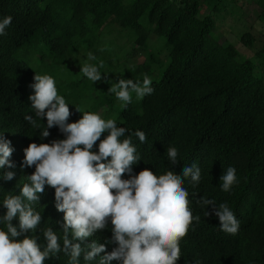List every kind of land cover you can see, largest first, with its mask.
<instances>
[{"label":"trees","instance_id":"16d2710c","mask_svg":"<svg viewBox=\"0 0 264 264\" xmlns=\"http://www.w3.org/2000/svg\"><path fill=\"white\" fill-rule=\"evenodd\" d=\"M213 0H0V20L11 16L12 23L0 35V134L11 141L10 161L15 167L0 168V216L6 213L2 200L8 195H19L34 167H22L24 149L29 144L50 143L64 139L58 127L49 129L50 136L41 139L46 118L35 117L28 97L29 87L36 73L50 75L76 59L78 50L85 49L96 57V66L102 76L109 65L111 83L132 79L142 83L145 75L152 78L151 95L138 99L132 94L127 106L116 102L114 94L104 92L90 96L93 85L83 77L55 79L58 94L65 97L72 115L69 123L83 115L77 111L98 114L114 119L117 126L125 127L140 158L133 165L138 174L148 168L157 176L173 171L182 176L184 167L196 164L201 169L200 181L193 185L184 180L188 191L189 208L193 219L187 235L179 242L181 249L177 264H264V79L255 73V63L245 57L231 43L222 44L214 35L215 23L204 8ZM217 4L214 5V8ZM114 20L127 31L136 45L147 46L150 34L163 38L169 60L162 67L160 49L147 53L145 59L120 72L112 67V52L106 44L114 45V38H104L105 27ZM245 41L244 36L242 37ZM51 66L42 69L44 56ZM257 56L264 60V47ZM40 65V66H39ZM48 69V70H47ZM36 72V73H35ZM47 73V74H46ZM87 98L85 102L82 99ZM33 116L39 125L33 128L25 116ZM143 131L146 141L141 143L132 133ZM108 133H104L103 139ZM98 144L94 151H98ZM178 151L179 163L173 165L166 150ZM236 170V183L230 191L220 187V177L228 167ZM8 171L15 173L11 181L2 178ZM123 179H129L125 174ZM55 190L45 186L39 200L31 207L42 220L35 233L25 235L38 238L43 249L47 241L43 232L52 228L60 237L63 247L64 213L55 207ZM206 197L218 207L226 203L239 221L237 234L220 229V221L212 205L202 206L197 201ZM25 203H28L25 201ZM212 213L206 216V212ZM19 230L18 217L12 221ZM111 223L106 229L80 243L82 247L95 240L106 244L111 252L115 244L107 243L112 237ZM0 228L6 225L0 222ZM100 253L94 260L85 261L83 253L79 264H99ZM45 264H70L63 251ZM111 264H122L113 260Z\"/></svg>","mask_w":264,"mask_h":264},{"label":"clouds","instance_id":"9594fccd","mask_svg":"<svg viewBox=\"0 0 264 264\" xmlns=\"http://www.w3.org/2000/svg\"><path fill=\"white\" fill-rule=\"evenodd\" d=\"M11 16L0 20V35L12 23ZM89 60L95 56L88 55ZM85 63L80 72L93 83L100 82L102 77L99 68ZM36 73V72H35ZM106 74V73H105ZM33 89L28 99L35 117L46 118L47 125L40 133V138L50 136L49 129L58 127L64 139L52 140L50 143L29 144L24 149L22 167H34L35 171L28 176L30 183H25L19 195H8L2 200L7 209L0 216V222L6 230L0 228V264H45L50 258L58 257L63 251L70 257V264H79L83 253L85 261L94 260L100 253L99 264H111L118 260L122 264H177L181 249L179 242L187 235L193 219L189 208V193L183 187L184 180L197 184L201 178V169L196 164L185 166L182 176L173 171L157 176L145 168L138 174L133 173V165L139 163L136 147L131 136L121 140L128 133L125 127H118L114 119H103L97 113L82 112L76 122L69 123L72 112L64 96L58 94L55 79L50 75L36 73ZM108 92L127 106L134 93L138 99L151 95V79L145 75L142 83L132 79H119L110 83ZM25 120L33 128L39 125L33 116L26 115ZM106 137L101 139L104 133ZM141 143L146 141L143 131L132 133ZM98 144V151L94 147ZM11 141L0 134V168L7 165L15 167L10 161L13 148ZM166 155L173 165H177L178 151L174 147L166 150ZM128 174L129 179L122 177ZM15 173L8 171L2 178L14 179ZM223 191L231 190L236 183V170L228 167L220 177ZM55 190V207L64 213L63 247L60 237L48 228L43 232L47 244L41 248L38 238L25 235L22 240L16 239L31 231L35 233L42 216L31 207L32 202L39 200L45 186ZM27 201L28 203H25ZM202 206L212 205L213 213L220 221L221 231L235 235L240 224L226 203L216 206L215 201L206 197L197 201ZM206 216L212 215L210 212ZM19 219V230L12 221ZM111 223L112 237L107 243L115 244L111 252L106 244L95 240L82 247L80 243L92 237L98 231L106 229Z\"/></svg>","mask_w":264,"mask_h":264},{"label":"rangeland","instance_id":"374dc122","mask_svg":"<svg viewBox=\"0 0 264 264\" xmlns=\"http://www.w3.org/2000/svg\"><path fill=\"white\" fill-rule=\"evenodd\" d=\"M202 1V0H200ZM211 4L204 8L203 14H211L215 23L214 35L222 44H233L242 55L252 59L255 63V73L264 79V60L257 56V52L264 47V0H213ZM217 6L214 8V5ZM129 33V32H128ZM127 31L122 29L114 20L105 27L104 38L112 40L114 38V45L106 44V47L112 52V67L120 72L132 65L142 62L150 50L156 48L160 49V58L162 59V67L169 60L167 49L164 47L163 38H158L154 34H150L147 46L136 45L130 38ZM244 36L245 41L242 37ZM89 53L85 49L78 50L76 59L68 66L62 67L61 70L50 74L54 79L71 78L77 80L80 77L93 85L90 90V96L98 93H106L111 87V71L109 65L104 66L102 72L104 79L100 82L93 83L88 80L82 72L80 67L85 64L96 65V57L94 60L88 59ZM43 62L42 69L51 66V61L48 56H44L41 60ZM40 66V65H39ZM48 70V69H47ZM159 68L149 75L152 79L156 77ZM47 74V73H46ZM87 98L82 99L85 102ZM118 103V100L116 99ZM83 111H86L84 105ZM99 115L105 114V107L98 110Z\"/></svg>","mask_w":264,"mask_h":264}]
</instances>
